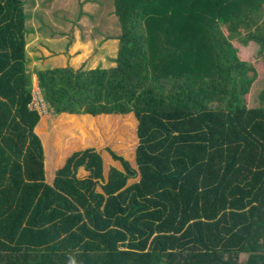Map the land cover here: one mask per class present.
I'll use <instances>...</instances> for the list:
<instances>
[{"label": "trees", "instance_id": "16d2710c", "mask_svg": "<svg viewBox=\"0 0 264 264\" xmlns=\"http://www.w3.org/2000/svg\"><path fill=\"white\" fill-rule=\"evenodd\" d=\"M113 4L117 67L35 83L0 0V264H264V0Z\"/></svg>", "mask_w": 264, "mask_h": 264}, {"label": "crops", "instance_id": "0c3cea01", "mask_svg": "<svg viewBox=\"0 0 264 264\" xmlns=\"http://www.w3.org/2000/svg\"><path fill=\"white\" fill-rule=\"evenodd\" d=\"M27 68L36 73L54 68L76 71L109 70L117 67L119 35L113 0H23ZM49 17L48 21L45 18ZM88 32V33H87ZM87 34V35H86ZM83 56L78 63L75 56Z\"/></svg>", "mask_w": 264, "mask_h": 264}, {"label": "rangeland", "instance_id": "374dc122", "mask_svg": "<svg viewBox=\"0 0 264 264\" xmlns=\"http://www.w3.org/2000/svg\"><path fill=\"white\" fill-rule=\"evenodd\" d=\"M43 1H45V0H40L38 2V4L40 5ZM66 2H67L66 0L59 2L56 5V7L61 8V10H64L63 7H64V5L66 7V4H65ZM45 19H47L48 21L51 20L49 17H47ZM117 25H118L119 29H116L114 32L111 31L110 32L111 35H118V34L121 35L122 29H121V26H120L118 21H117ZM234 43H235V46H238V48L241 49L240 54H239V57L241 58V60L254 64V66L257 70L256 71L257 79L253 83V85L251 86L250 91L248 93L247 105L249 108L259 107L261 105L260 95L264 91V52H263V55L259 54V52H258L259 46L258 45L254 46V47L253 46L248 47L243 51L242 47L239 44H237L236 42H234ZM119 50H120V46L118 49V54H119ZM74 58H75V60L78 61V63L82 62V60H83L82 55L75 56ZM54 69H61V68H54Z\"/></svg>", "mask_w": 264, "mask_h": 264}, {"label": "built area", "instance_id": "2783aa9c", "mask_svg": "<svg viewBox=\"0 0 264 264\" xmlns=\"http://www.w3.org/2000/svg\"><path fill=\"white\" fill-rule=\"evenodd\" d=\"M34 101V106L38 108L41 113L46 112L47 106L38 85H35Z\"/></svg>", "mask_w": 264, "mask_h": 264}]
</instances>
